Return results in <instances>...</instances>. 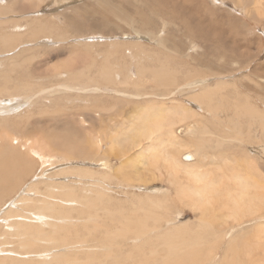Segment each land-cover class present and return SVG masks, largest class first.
<instances>
[{"label": "rangeland", "instance_id": "obj_1", "mask_svg": "<svg viewBox=\"0 0 264 264\" xmlns=\"http://www.w3.org/2000/svg\"><path fill=\"white\" fill-rule=\"evenodd\" d=\"M0 4H2L3 6H0L4 8L0 7V33H3L2 30H6L7 35L12 34L14 31L7 27L19 21L20 27L22 28L21 33L26 34L22 40L17 41L16 39L19 48H31L30 50H36L39 49L40 46V50L29 51L30 53L28 52V54L25 55L27 59L32 60V63L29 64V62H25L26 65H22L21 63L23 60L18 58V64L20 65L17 66L18 69L14 73L16 76H10L9 80H20L22 83L25 82L24 80L31 81L35 79V77L38 78V75L42 77L52 76V73L46 72L56 69H51V66H54V64L56 65L55 67H68L75 69V71H80L82 68L89 67H91L93 71H96V69L100 71L101 68H105V65H107V53L116 52L118 50L116 44H121L123 56L121 53L118 59H112L109 63L118 67L117 63L122 64L123 61L121 59L124 57L125 53L123 50L130 47L126 44L131 43L133 45L135 43L136 45L142 44L143 47L147 48L145 49L148 50L146 52L149 53L150 51V54L148 58L141 54L135 55V58L137 57L138 59H133L134 62H139L133 63V61H131L130 64H133L128 66L132 76H136L135 78L138 80L133 78L137 81H142V78L143 80L147 79L146 77H150V75L155 72L156 74L154 73L151 76L158 75L157 78L160 79H153V77H151V80L148 78V82L144 83V85L148 86L147 91H150L154 95L165 93L162 91L166 89L165 87H171L173 84H176L167 92L168 95H166L167 100H165V102L167 101V106L170 107L173 105L172 100L177 101L180 106L184 107L186 115L188 117L191 116V118L186 120L188 122L185 121L180 123H176V118L172 117L170 119L171 123H176V125H174L175 137H173V139H178L180 144L187 145L186 149H184V147L172 149L171 145H169V143L167 144V147H170L169 157L171 162L169 164L162 159V156H158L155 161L146 163L149 154H145V157H142L144 158V163L140 165V168H136V170L133 171L130 165L133 160L137 159L139 152L136 151V149L133 150L130 148V150L134 151L132 152L129 148L123 149L117 145L112 148L110 145L111 140L108 139L109 141H106L107 145L105 144L104 149L112 159L109 160V163L113 169L112 171L116 170V178H118L113 179L106 185L110 187L109 191L112 193L110 198L116 202L117 207L122 209L123 217L120 219V222H124L125 220H129L130 217H133L134 219L132 218L130 220L132 222L135 221L134 223L137 224L139 217L140 219H145L148 210L154 214L159 213L163 215L162 210H153L149 208L146 203H142L144 200L162 199L161 201H166L167 210L171 218L162 221V226L159 227L157 232L158 234L166 232V230L172 226L185 225L190 228H197L201 221H207L210 225L209 227L216 231H222L229 225H233L232 222H235L234 220L228 217L227 221L229 212L227 209L223 208V199L215 203L207 204L201 211H194L190 207L192 206L190 201L192 200V195L190 196L189 194L188 196V190L196 186V179L188 176V171L194 174H202L204 177L206 174H209L211 179L221 183V188L224 187L228 189L227 193L232 194H237L244 188V185H238L240 182L239 178L247 181L249 180L253 185L254 183L256 184V189H259L258 191L255 190V187L251 189L253 193L252 196L257 198L258 193H262L264 196V138L262 137L260 125L254 123L256 128L255 126L250 127L249 122H243L242 124V119L238 118L233 110V105L237 100L239 102L249 101L254 106L258 105L256 107L264 110V0H250V2L249 0H0ZM29 5L30 7H35L28 9ZM22 6H26L27 8L25 7V10H22L24 9ZM40 20L42 21L41 25H45L41 27L44 29L45 33L48 30V35L51 31L50 35L45 36V34H42L40 31H36V34L32 36L36 39L31 40L32 37L31 35L29 37V34L36 30L37 26L34 25L39 23ZM27 25H30V28ZM16 33L17 32H15V34ZM54 33L62 34L65 39H57L55 41L53 39ZM35 35H37V37ZM52 39L55 43H52L54 42ZM48 41L51 43H48ZM35 42L37 46H32ZM42 45L43 48L41 47ZM0 46H2L1 42ZM3 50L2 48L0 54L5 55V57H0V62L2 61L0 66L5 65V67L9 69V62H7V64L4 63L9 59L6 57L8 56L6 54L7 50ZM13 56H15V53ZM26 58L24 60H27ZM144 64L146 69L150 67L149 69L154 68L157 70H150L152 72L146 71L151 74L147 73V75L144 76L137 75V71L140 70V67L141 69L144 68ZM146 65L148 66L146 67ZM158 66L161 70L156 68ZM46 68H48V70H46ZM93 74V72L90 74L91 77ZM161 77H165V79L168 77V80L164 78L161 79ZM0 78L2 77L0 76ZM201 79L210 81L207 82V86H216L217 83L227 84V86L221 88L223 90L220 89L218 90L219 93L217 91L215 94V96L218 97L216 102H218L220 106L217 110L219 116V120L217 121L212 119L213 116L209 115L208 111L205 108L203 109L201 107L202 105H200L197 100H194V97L201 94L202 87L197 88L194 93L183 91L188 81ZM162 82H165L166 86L164 83L161 85ZM7 84L11 85L9 81ZM148 84H152V88ZM53 85L56 86L57 84L54 83ZM178 87L181 88L176 90ZM108 96L106 99L98 101L97 108L92 106V108L89 109L87 105L83 103L80 104V102L74 105H67L68 107H61L57 117H55V119H57L56 122L55 119H53L54 115H52L53 112H55V108L52 106L49 107V113L47 115L40 114L41 112H46L44 109H36V111H34V108L31 112L24 113L19 123L13 122L16 125H13L11 121L4 123L8 127V134L11 132L14 141L18 144L25 143L22 136L24 132L21 127L28 125L30 128L27 132L29 137L35 138L37 136L38 138L32 140L33 142L38 141L37 147L41 148L43 144L46 148L42 147L41 149L45 150V154L50 155L52 153V155H57L59 158V161L53 163H51L49 159L44 160L42 162L43 165L38 162L34 174L26 181L27 185L36 183L39 184L40 189L44 190V187H50L49 183L53 182L54 184L57 183L59 188H73L78 194H81L84 188L83 184L79 183L81 177L75 173L71 174L69 170L75 169V166L76 168H91V166L89 164H84L85 160L82 161L84 157H80L75 153L73 155L71 152L69 153L62 149L56 150L57 148L55 149L54 147L55 144H53L52 140L46 135L49 134L54 137L60 134L58 136L59 138L60 136L62 138L63 134L68 137L78 135L86 140L87 145H90L91 141L89 142V140L92 139L94 135H100L101 133L109 134L110 127H108V125L112 124L110 123V119H116V121L119 122L123 118H126L128 114H131L137 106L134 105L136 103L134 101H126L123 99L121 102L111 99L110 95ZM152 98L149 99L151 100ZM149 99H147V101ZM101 103L103 105H101ZM112 105L114 107H111ZM132 107L134 109H132ZM91 109L100 112V114L104 113V115H107L104 116L105 120L102 119L100 123L98 122L99 124H97V122V125L94 124L93 128L95 130H93V132H90L89 124H85V126H87L85 128H80L84 125L78 121L82 119V117L89 120L91 118L90 116L88 117L89 113L92 114L94 112V110ZM173 109L178 111L175 108ZM60 112H62V114ZM195 112L205 115L209 120L211 119L212 122L206 123V126H208L212 132L220 134L221 137L224 136L223 138H235V132L233 131L234 129H232L233 126L228 124L231 121H233L236 126L238 125L237 127H239L240 122V129H236L237 127L235 128L238 133H240L242 128V131H246L242 134L249 133L250 130L254 133L255 129H258V132L250 138L251 140H246L244 144H240L237 141H223L218 138L211 139L210 142L199 140L201 141V145L195 144L193 138H198L199 136L188 134V130L190 126L197 123L203 126V124L199 122L201 118L196 117ZM190 113L193 114V116ZM110 115L116 116L110 118ZM25 118L27 120H25ZM76 120L78 122H76ZM78 124L81 126L76 128L75 126ZM49 126H55L56 128ZM0 130L4 132L0 131L1 148L5 146L8 139L10 143L12 138L6 135L7 131H5L2 125H0ZM120 130H122V127ZM71 131L75 132V134L71 133ZM58 137L55 136V138L59 139ZM142 141L141 147H145L148 144V140L143 139ZM50 147L52 149H50ZM57 151L59 154H57ZM195 152L198 153V157H195L197 156ZM190 153L195 154L194 157L196 159L195 163L192 165H188L190 160L187 155ZM74 157L76 159H74ZM47 161L48 163H45ZM52 168H55V170ZM98 169H96V171H98ZM65 178L68 181H64ZM252 179L255 182H253ZM84 181L91 182L88 178L84 179ZM90 190L92 191V189ZM1 192L2 187L0 186V202L3 201L2 198L4 196V201L2 203L10 209L9 204L16 197V194L10 195L6 192L1 194ZM24 192H27L26 187H24ZM39 197L43 199V195ZM6 198L9 199L5 200ZM262 200L264 201V198L260 199V201ZM261 209L257 215L258 217L264 214V209L262 210L263 212H261ZM134 210H136L135 215L132 213ZM73 211L74 223L77 225L84 224V216H82L84 219L78 218V210L76 207ZM80 214L82 215V212H80ZM164 215L166 214L164 213ZM169 215L166 216L168 217ZM120 225L121 224H119L118 228L121 227ZM132 227L133 230L137 229L135 225ZM145 230H148V232L143 235L144 237L142 235L132 236V238H129L131 236H125L129 240H125V237H122L124 240L122 239L115 249L118 248L119 252L117 253L122 254L123 257L129 254L130 256L133 254L134 256L140 254V258H143L142 260L144 262L147 260L145 255H149L154 251L156 258H159L157 261L160 263L164 257H167L168 252L160 246V243L155 242L157 238L154 235V230L151 228ZM247 235L248 236H245L244 234L243 236L245 237L239 240L236 243L237 245L233 246L236 248L228 249L226 247V241L223 244H217L215 246H212L211 243L210 247L214 248V260L216 262H222V258L230 256L227 261L228 264H264V236L258 235L259 238H257L258 236L253 237L257 234L254 235L251 233L253 236L250 234ZM97 243L98 242L95 241V245ZM150 243L156 245L149 253L148 245H150ZM103 244L105 243L99 242V245L102 247L104 246ZM248 245H250V247ZM210 247L209 245H205L202 253H207ZM155 248H158V251L154 250ZM137 249L139 251H137ZM59 253L63 254L64 250H59Z\"/></svg>", "mask_w": 264, "mask_h": 264}, {"label": "bare ground", "instance_id": "obj_2", "mask_svg": "<svg viewBox=\"0 0 264 264\" xmlns=\"http://www.w3.org/2000/svg\"><path fill=\"white\" fill-rule=\"evenodd\" d=\"M25 7L22 10H25ZM34 7H30L29 5L28 9ZM41 22L42 21L40 20L39 23L34 25L37 26V28L36 30L30 32L29 37L30 35L32 37L33 34H36V31H40L42 34H45V36L48 35V30L45 33L44 29L41 27L45 26L43 23V25H41ZM27 26L30 28V25ZM7 28L11 29L14 32L7 35L6 30H2L3 33H0V42L2 43V46H0V51L2 48L5 51L7 50L6 54L8 56L6 57H8L9 59H7L8 61H5L4 63L7 64V62H9L10 64V67H8L9 69H7L5 65L0 66V76L2 77L0 78V125L3 126L5 131H7L6 135H9L12 140L9 143L8 139L5 146L0 148V186L2 187L1 194L6 192L10 195L16 194V197L10 202V209L2 203L4 201V196L2 198L3 201L0 202V264H228L227 261L230 256H225L224 258H222V262H216L214 260V248L210 247L211 243L212 246H215L217 244H223L226 241V247L228 249H231L236 248L233 246L237 245L236 243L239 240H241L245 236H248L247 234H257L256 236L251 235L253 237H257L258 235L264 236V214L260 217L257 216L261 208V212H263L262 210L264 209V201H260V199L264 198V196L262 193H258L257 198L252 196L253 193L251 189L255 187V183L253 185L251 182H249V180L247 181L239 178L240 182L238 183V185H244V188L237 194H232L227 193L228 189L224 187L221 188V183L215 181L214 179H211V176L209 174H206L204 177V175L202 174H194L191 171H188L187 175L196 179V186L188 190V196L189 194L190 196L192 195V200H190L192 206L190 207L194 211H201L207 204L215 203L216 201L223 199V208L227 209V211L229 212V215H227V221L228 217L234 220L235 222H232L233 225H229L222 231H216L213 228L209 227L210 225L207 221H201L197 228H190L185 225L172 226L167 229L166 232L158 234L157 232L159 227L162 226V221L164 219L171 218V215H169L167 210L166 201H161L162 199H149L142 201V203H146L149 208L153 210H162L163 215H160L159 213L154 214L150 210H148L146 214L147 218L146 215L143 214L145 215V219H140L139 217V220H137V224L134 223L135 221L132 222L130 220L133 217H130V219L128 218L129 220H125L124 222H120V219H122L123 217L122 209L117 207L116 202L110 198L112 193L111 191H109L110 187L107 186L108 182H111L113 179L118 178H116V170L112 171L113 169L110 166L109 160L111 158L104 149L105 144L107 145L106 141H109L108 139L111 140L110 145L112 146V148L113 146L117 145L119 147H122L123 149L129 148L130 150V148H132L133 150L136 149V151L139 152L137 159L133 160L130 165V167L132 166L133 169L131 170L133 171L136 170V168H140V165L144 163V158L142 157H145V154H149L146 159V163L149 161H155L158 156H162V159H164L169 164L171 162L169 157L170 147H167V144L169 143L172 149L176 147H184V149H186L187 145H182L178 142V139H173V137H175L174 125H176V123L178 122H185L187 119L191 118V116L188 117L186 115L184 107L180 106L177 101L172 100L173 105L170 107L167 106V101L165 102V100H167V92L172 86L176 84H173L171 87H165L166 89L162 90L165 93L162 94L160 93V91V94L156 95L152 94L150 91H147L148 86L144 85V83L148 82V78L150 79L151 77H153L154 79L157 78L158 75L151 76L155 72L151 74L150 72L152 71L150 70H153L154 68L149 69V67L147 68V70L144 64V68L141 69L140 67V70L137 71V75L144 76L149 73L151 74L150 77H146L147 79L144 80L142 78V81L140 80V82L137 81L138 79L135 78L136 76H132L130 70L128 69V66H131L136 62H134V60L138 59L137 57L135 58V55L137 56L138 54H141L142 56L145 55L148 58L150 54V51L149 53H147L146 51L148 50H145L147 48L143 47L142 44L136 45L135 43L133 45L131 43H129L130 45L126 44L130 47L123 50V52H125L124 57L121 58L123 61L122 64L117 63L118 67L109 63L112 59H118L119 55L122 53L121 44H116L118 48L116 52L107 53V65H105V68H101L100 71H97V69L96 71H93L91 67L82 68L80 71H75V69L68 67H55L56 65L53 63L54 66L52 65L51 69H56L46 72H50V74L52 73V76L49 75L42 77L38 75V78H32L33 80L31 81L22 79L25 81L22 83L20 82V80L12 81L9 80V78L10 76H16L14 75V73L18 69L17 66L20 65L18 64V58H21V60H23L21 63L22 65H26L25 62H29V64L32 63V60L27 59L25 55L28 54L29 51H34L35 49L33 48L34 50H30L31 48H19L16 39L17 41H19L26 36V34L21 33L22 28L20 27L19 21H16ZM15 32L17 33L15 34ZM56 34L57 33H54L53 38L55 41L57 39H65L62 34ZM35 36L37 37V35ZM33 39L36 38L32 37L31 40ZM55 41L52 43H55ZM48 43L51 42L48 41ZM36 44L37 43L35 42L32 44V46ZM41 47L43 48V45ZM36 50H40V46L39 49ZM14 53L15 56H13ZM0 57H5V55L0 54ZM25 58L27 60H24ZM131 61H133L132 64H130ZM1 63L2 61L0 62V65ZM147 66L148 65H146V67ZM156 68H159V66ZM46 70H48V68H46ZM158 70L161 69L159 68ZM92 72L94 74L91 77L90 74H92ZM133 77L137 80H135ZM165 77H161V79H165ZM167 78L165 80H168ZM8 81L11 85L7 84ZM207 82L210 81H204L202 79L190 80L183 88V91H190V93H194L197 88L202 87L201 94H198L196 97H194V100H197V102L202 105L201 107L203 109L205 108L208 111L209 115L213 116L212 119L217 121L219 120L217 110L220 106L218 105V102H216L218 97L215 96V94L218 90H220L224 86H227V84L217 83L216 86H207ZM54 83L57 85L54 86ZM163 83L165 84V82H162L161 85H163ZM148 85L151 87L152 84ZM180 88L181 87H178L176 90ZM108 95H110L111 99H115L121 102L123 99L126 101H134L136 102L134 105L137 106L135 109L132 107V109L134 110L131 112V114H128V116L130 115L129 117L127 116L119 122L116 121V119H110V123L112 124L108 125V127H110L109 134L101 133L100 135H94L92 139L89 140V142L91 141L90 145H87L86 140L82 139V137L78 135L68 137L63 134L62 138L61 136L60 138L58 137L60 134L55 135L61 140L55 138V136L53 137V135H46L49 139L52 140L53 144H55L54 147L55 149L57 148L56 150L62 149L66 152H71L73 155L75 153L80 157H84V159H82V161L85 160L84 164H89L91 166V168H76L75 166V169L73 168L69 170L71 174L75 173L76 175L81 177V179L79 178V183L83 184L85 188L84 189L82 187L83 190L81 194H78V192L73 188H59L57 183L54 184L53 182L49 183L50 187H44V190L40 189L39 184L36 183L27 185L26 181L31 175L34 174L38 162L42 163L44 160L49 159L51 163H53L55 161H59V158L57 155H52V153L50 155L45 154V150L41 149L42 147H45L43 146V144L41 145V148L37 147L38 141L33 142L32 140L38 138L37 136L35 138L29 137L27 132L30 128L28 125H26L25 127H21L24 132L22 136L25 140V143L18 144L14 141L13 134L11 132L8 134V127L4 123L7 121H11L12 123H19L23 114L26 112H31L34 108V111H36V109H44L46 112H41L40 114L47 115L49 113V107L52 106L55 108V112H53L52 114L54 115L53 119H55V117H57L58 115V112L61 110V107L70 104L74 105L80 102V104L83 103L90 109L92 108V106L96 107L97 103H99L98 101L106 99ZM149 98L152 99L150 100ZM147 99L149 100L147 101ZM102 103L101 105H103ZM256 106L251 104L249 101L239 102L237 100V102L233 105V110L235 111L236 116L242 119V124L243 122H249L250 127H256V125L259 124L262 131V137L264 138V110ZM111 107L114 106L112 105ZM173 108L178 111H175ZM60 113L62 114V112ZM101 114L100 112L94 110L92 114L89 113L88 117H91L89 120L83 117L82 119L78 120L84 126L78 124L75 127L79 128L78 126H81L80 128H85L87 127L85 126V124H89L90 132H93V130H95L93 128L94 124H96V122L97 124H99L102 119L105 120L104 116H107L104 115V113ZM191 115L193 116V114ZM114 116L110 115V118H113ZM172 117L176 118V123L170 122V119ZM196 117L201 118V121L199 122H201L203 126H201L200 123L190 126L191 129L189 128L188 134L199 136L198 138H193L195 144L199 145H201V141L199 140H206L207 142H210L211 139L217 138L223 141H237L240 144H244L246 140L250 139L258 132V129H255L254 133L250 130L249 133L242 134L246 132L242 131V128V132L240 131V133H238L236 129H240V122L239 127H237L238 125L236 126V124L231 121L228 124L233 126V128H231L234 129L233 131L235 132V138H223L224 136L221 137L220 134L212 132L209 127L206 126V123H209L211 119L209 120V118H207L205 115H201L200 113H196ZM25 120L27 119L25 118ZM56 121L57 119H55V122ZM78 121L76 120V122ZM254 123L258 124L255 125ZM14 124L15 123H13V125ZM121 127L122 130H120ZM71 133L75 134V132L72 131ZM224 135L227 136L226 134ZM143 139L148 140V144L145 147H141V142H143ZM50 149L52 148L50 147ZM57 154H59L58 151ZM195 154L197 156H195ZM195 154L190 153L187 155L188 159L190 160V163H188V165H192L195 163V157H198V153L195 152ZM74 159L76 158L74 157ZM45 163H48V161ZM93 167H98L99 169L96 168L98 169V171H96V169ZM55 168L52 169L55 170ZM86 178L90 179L91 182H87L88 180L84 181V179ZM65 180L67 179L65 178L64 181ZM253 182L255 181L253 180ZM24 187H26L27 192H24ZM90 189H92V191ZM255 190L258 191L259 189H256L255 187ZM40 195H43V199L39 197ZM8 199L9 198H6L5 200ZM75 207L78 210V218H83L82 216H84L85 218H83L85 223L82 225H77L76 223H74L75 221H73V209ZM135 211L136 210L132 211L134 215ZM80 212H82V215L80 214ZM164 213L169 216L167 217L166 215H164ZM118 223L121 224L120 228H118ZM134 225L137 228L136 230H133L132 226ZM148 228L154 230V235L157 238L155 242L160 243V246H162L164 250L168 252L167 257H164V259H162L160 263H158L157 261V259L159 258H156L154 251H152L156 244L150 243V245H148L149 251H147L149 253L151 251L152 252L150 254L148 253L149 255H145L147 257V260L145 262L142 260L143 258H140V254H136L135 256L134 254L132 256H130L129 254L126 257H123L122 254L117 253L119 251L118 248L115 249V247L118 246L122 239L124 240V238L122 237L131 236L129 238H132V236H143L148 232V230H145ZM244 234L245 236H243ZM127 237H125V240H129L127 239ZM257 238H259V236ZM95 241L98 242L96 245ZM99 242H104V246H100ZM205 245H209L210 250L207 253L203 254L202 250ZM248 246L250 247V245ZM59 250H64V253H59ZM154 250L158 251V248H155ZM137 251L139 250L137 249Z\"/></svg>", "mask_w": 264, "mask_h": 264}]
</instances>
